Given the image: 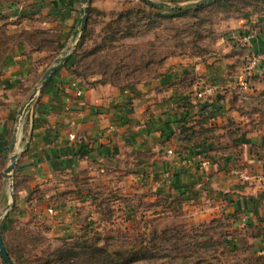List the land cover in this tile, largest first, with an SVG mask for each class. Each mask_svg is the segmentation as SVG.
<instances>
[{
  "label": "rangeland",
  "instance_id": "obj_1",
  "mask_svg": "<svg viewBox=\"0 0 264 264\" xmlns=\"http://www.w3.org/2000/svg\"><path fill=\"white\" fill-rule=\"evenodd\" d=\"M12 1L25 3L27 7L33 5L31 0ZM152 1L173 7L150 8L144 3H148L146 0L89 1L88 30L77 54L81 67L88 66L86 73L97 74L99 79V73L109 68L105 80L117 85H130L157 77L162 69L159 62L163 60L172 59L183 68L193 58H198V63L210 60L213 66L219 63L222 78L228 80L220 94L229 96L231 109L235 110L231 116L235 115L233 117L237 120L241 117L242 131L264 133V70H260L264 62L252 67L251 57L257 54L247 53L256 30L263 27L264 0H231L196 16L177 18H173L170 12L177 9L176 5L182 9L190 8L200 0ZM129 11L135 13L129 21L116 22L120 14ZM3 31L6 32L7 28ZM237 31L242 32L234 37ZM81 36L82 33L76 41L72 39L69 45L66 44L58 56L53 54L47 58L46 54L39 59L38 67H42V74L57 57L66 54L67 47L75 46L74 55ZM96 48L100 52L87 56ZM116 66L130 68L115 75ZM166 70L170 71L167 67ZM189 79L186 75L185 80L188 82ZM201 93L199 95L204 97ZM27 101L18 105L19 111ZM38 101L39 98L26 108L18 127V162L12 180L6 177V169L10 164V146L15 129L10 146L0 152L1 233L5 246L8 244L12 251H23L18 256L14 254L18 264H38L37 260L44 258V252H52L65 244L87 242L92 245L98 240L99 246L109 251H123L129 243L139 245L144 240L150 241L154 230L161 235L165 230L179 229L189 236L198 229L204 231L205 225H211L210 234L215 241L222 243L218 247L219 253L225 247L224 243L229 242L226 247L232 250L231 257L249 256L254 251L258 255L264 254V180L260 182L262 185L252 184L250 179L240 182L233 175H238L244 166H231L232 176L222 174L213 180L200 177L191 181L178 179L175 183L171 182L173 174L158 179L149 173V181L145 177L136 181L130 170L126 174L124 170L118 174L108 173V176L101 174L97 180L85 183H78L75 178L65 180L60 177L41 183L34 177L17 174L19 158L24 154L19 144L26 140V135L21 134V126L27 123L32 105ZM237 120L235 126L239 124ZM227 150L224 152L235 153L233 148ZM225 156H222L220 164L217 161L213 164L214 176L228 171L229 163ZM237 196L239 201L242 198V208L235 212L232 205ZM185 255L190 257V253L179 257ZM20 256L26 262H20ZM199 256H205V252H200ZM174 257L177 256L174 254ZM196 257L198 254L193 256ZM228 260L231 259L225 258ZM161 263L162 260H150L139 264ZM0 264H6L1 256Z\"/></svg>",
  "mask_w": 264,
  "mask_h": 264
},
{
  "label": "crops",
  "instance_id": "obj_2",
  "mask_svg": "<svg viewBox=\"0 0 264 264\" xmlns=\"http://www.w3.org/2000/svg\"><path fill=\"white\" fill-rule=\"evenodd\" d=\"M30 3L33 5L27 7L12 0L0 1V28L6 26L7 37L31 28L50 29L60 32L69 45L80 18L81 0ZM241 32H235L234 37ZM255 33L251 49L246 51L263 54L264 22ZM46 54L31 52L26 42L18 41L0 64V152L11 144L18 105L27 101L34 86L40 84L44 73L37 62ZM184 75L190 77L188 82L183 83ZM222 77L219 63H198V58L190 59L184 68L168 60L157 77L128 87L92 84L98 79L76 78L63 67L32 105L29 120L21 126L26 140L19 144L24 154L19 158L17 174L34 177L41 183L55 177L85 183L97 180L101 174L108 176L123 170L126 174L130 170L136 181L173 174L171 182L175 183L178 179L232 176L231 166L239 165L244 168L234 177L240 182L250 179L252 184L262 185L264 158L259 160L249 150L258 148L264 154V133L249 130L230 134V120L237 119L231 116L235 110L231 109L229 96L220 94L228 82ZM239 119L237 126L232 124L235 128H241ZM192 126L196 130L210 129V138L196 144L182 142L181 129ZM227 148L235 149V153H225ZM224 154L228 171L214 176L213 164H220ZM194 156L196 165L191 161ZM236 198L232 205L235 212L242 208V198Z\"/></svg>",
  "mask_w": 264,
  "mask_h": 264
},
{
  "label": "trees",
  "instance_id": "obj_3",
  "mask_svg": "<svg viewBox=\"0 0 264 264\" xmlns=\"http://www.w3.org/2000/svg\"><path fill=\"white\" fill-rule=\"evenodd\" d=\"M231 0H222L213 3H208L204 5L194 6L185 9H174L171 10L172 17H186L188 15L196 16L198 13L206 11L208 8L217 5H223ZM150 8H154L150 6L148 3L144 2ZM155 9V8H154ZM165 11H169L168 9H163ZM92 11L89 8V14ZM133 11H129L127 13H122L118 16L116 22H122L124 19L129 21V19L134 15ZM6 26L0 28V64L6 61V56L13 50L14 44L18 41L26 42L30 48L31 52H46L47 58L51 57L53 54L58 56L65 49L66 42L63 39V35L60 32L54 30H46V29H31L24 30L19 34L7 37L6 32L3 29ZM88 27H86L83 32L81 39L79 41L78 47L71 58L73 59V63L69 65H65L68 71L76 78L90 81V78H97V74H87L88 66L81 67V61L78 59V50L80 49L81 42L83 38H85ZM51 46H54L52 48ZM97 52H100L99 49H94L87 56H95ZM55 57V56H53ZM167 59V58H166ZM166 60L160 61V69L164 67ZM149 64V62H147ZM37 66H39V61L37 62ZM121 66V65H120ZM115 67V75H120L123 71L128 70L130 67ZM127 66V65H125ZM137 67V66H136ZM110 69H104V72H100L101 77L92 82V84H111L116 87H128L130 85H117L113 82H108L104 79L107 76ZM159 75V73H158ZM183 83H185V76L182 77ZM139 83V82H137ZM230 124L232 129L230 134H244L241 128H235L234 121L230 120ZM233 124V125H232ZM211 130L202 127L200 130H196L194 126L192 127H183L181 129V141L185 144L197 143L201 140H207L210 138ZM258 148H251L249 150L250 153L254 154L259 160L264 158L261 155V151ZM241 155L238 154L237 157ZM214 222V221H213ZM217 222V221H215ZM264 225V224H263ZM211 225H205L204 231H195L192 235L187 236L188 233L181 231L179 229L173 230H165L159 235L157 230L153 231L152 238L149 240H144L139 245L135 244V242L129 243L128 247L123 251H109L107 248H103L99 246V241L96 240L94 244H89L87 242L81 244H65L61 247L55 248L52 252H44L43 257H40L37 260L38 264H139L144 261L150 260H162L161 264H264V254L258 255L257 251H254L249 256L245 257H231L233 254L232 250H228L226 245L229 243H224L225 247L219 253L218 247L222 244L221 242L215 241L213 236L210 234L212 232ZM261 228V227H260ZM264 228V226H262ZM264 236V234H263ZM262 236V237H263ZM3 240L4 236L2 234ZM257 238L256 236H253ZM187 239L190 242H187ZM204 239V240H201ZM195 240L194 243L192 241ZM158 241L161 242L158 245ZM6 244V243H5ZM164 244V245H163ZM165 244L171 246H165ZM223 245V246H224ZM10 258L18 264V260L14 259V254L18 256L16 249L12 251V248L6 245ZM79 250V251H77ZM237 250L236 252H238ZM16 252V253H15ZM200 252H205V256H199ZM190 253V257L182 256L179 257L180 254ZM175 256L177 257H174ZM198 257L193 258L194 255ZM225 258H230L231 260L225 261ZM20 262H26L25 259L20 256L18 257Z\"/></svg>",
  "mask_w": 264,
  "mask_h": 264
},
{
  "label": "water",
  "instance_id": "obj_4",
  "mask_svg": "<svg viewBox=\"0 0 264 264\" xmlns=\"http://www.w3.org/2000/svg\"><path fill=\"white\" fill-rule=\"evenodd\" d=\"M89 1L90 0H81V4L83 7L80 11V18H79L78 24L73 33V41H76L78 39V37L80 36V34L83 32V30L86 27V23L88 19ZM146 1L148 2L149 5L156 7V8H172L173 7L172 5L168 3H156L152 0H146ZM217 1H222V0H200L194 3V5L199 6V5H204V4L213 3ZM175 8L182 9V6L176 5ZM74 50H75V46L67 47L66 54L64 56L61 55L55 59L54 64L44 73L41 79V83L38 86V88L35 89V91L32 93L28 101L21 107L18 113V118H17V123H16L17 128H15L14 138L10 146V152L12 155L10 157V164L8 165L6 169V177L8 179L12 180L13 172L18 162V153H16L17 145H18V129H19L18 127L20 125V121L25 113L26 108L31 103L36 102L37 99L45 92L46 88L51 83L54 76L59 72L60 69H62L64 64H66L71 59ZM1 223L2 221L0 218V256L6 264H15L13 260L10 258L7 248L5 246V243L3 241L2 233H1Z\"/></svg>",
  "mask_w": 264,
  "mask_h": 264
},
{
  "label": "built area",
  "instance_id": "obj_5",
  "mask_svg": "<svg viewBox=\"0 0 264 264\" xmlns=\"http://www.w3.org/2000/svg\"><path fill=\"white\" fill-rule=\"evenodd\" d=\"M251 58H252L250 60L251 66L252 67L258 66L261 62H264V53L263 54H257L256 56L253 55Z\"/></svg>",
  "mask_w": 264,
  "mask_h": 264
}]
</instances>
